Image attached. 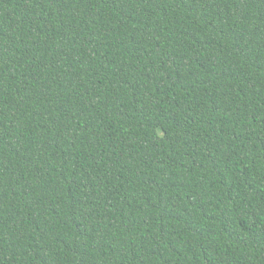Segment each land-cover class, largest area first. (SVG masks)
Segmentation results:
<instances>
[{"label":"trees","instance_id":"16d2710c","mask_svg":"<svg viewBox=\"0 0 264 264\" xmlns=\"http://www.w3.org/2000/svg\"><path fill=\"white\" fill-rule=\"evenodd\" d=\"M0 264H264V0H0Z\"/></svg>","mask_w":264,"mask_h":264}]
</instances>
